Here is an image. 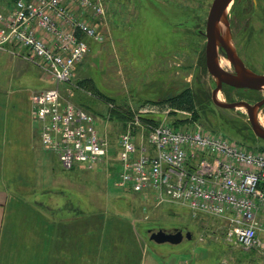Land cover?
Returning <instances> with one entry per match:
<instances>
[{
  "label": "rangeland",
  "instance_id": "rangeland-1",
  "mask_svg": "<svg viewBox=\"0 0 264 264\" xmlns=\"http://www.w3.org/2000/svg\"><path fill=\"white\" fill-rule=\"evenodd\" d=\"M101 1L106 17L89 18L98 24L106 39H88L91 51L78 64L72 84L62 89L66 99L96 118L100 134L110 143L108 155L93 169H86L83 163L71 169L57 164L56 173L69 176L73 187L43 194L30 191L29 228L23 232L29 244L14 246L12 254L6 247L3 255L7 260L12 258V264H138L140 259L141 264H264L260 248L246 250L228 240L229 225L224 218L194 215L177 202L160 200L154 194L145 197L116 185L120 175L119 135L133 116L146 119L147 114L141 112L145 107L169 109L168 122L177 123L179 128L199 124L247 145L264 146V140L252 131L245 108H222L212 99L215 80L206 66L205 31L213 0ZM13 3L14 0H0V10ZM183 16H188L185 18L189 21L182 22ZM231 23L238 52L245 57L251 53L264 57V23H257L263 34L252 42V29L250 25L246 27L245 19L235 24L232 17ZM6 62L3 67H13ZM21 66V74H27L23 82L29 90L54 85L32 62L23 61ZM90 81L96 91H80L81 85L89 89ZM186 88L193 95L194 107L182 113L166 98ZM263 94L229 88L220 93L222 100L252 103ZM110 102L113 108L108 106ZM259 116L264 124V108ZM140 135L138 145H145ZM52 156L57 163L51 152ZM64 179L56 181L63 183ZM160 229L189 231L192 238L184 237L179 244H158L150 239V231ZM42 239L45 245L39 244Z\"/></svg>",
  "mask_w": 264,
  "mask_h": 264
},
{
  "label": "built area",
  "instance_id": "built-area-1",
  "mask_svg": "<svg viewBox=\"0 0 264 264\" xmlns=\"http://www.w3.org/2000/svg\"><path fill=\"white\" fill-rule=\"evenodd\" d=\"M89 16L106 17L101 0H15L0 10V51L11 45L13 54L23 50L21 56L54 83L33 92L32 106L44 148L55 152L66 168L83 163L93 169L105 161L110 147L96 118L66 99L62 89L72 84L78 64L91 51L88 39H106ZM168 111L145 107L141 112L146 119L135 115L126 123L118 139L116 185L177 202L194 215L224 218L230 242L264 253V146L247 145L199 124L175 127L166 118ZM138 133L145 145H138Z\"/></svg>",
  "mask_w": 264,
  "mask_h": 264
},
{
  "label": "crops",
  "instance_id": "crops-1",
  "mask_svg": "<svg viewBox=\"0 0 264 264\" xmlns=\"http://www.w3.org/2000/svg\"><path fill=\"white\" fill-rule=\"evenodd\" d=\"M9 7L7 6L6 10ZM73 8L77 11L76 6ZM40 35L49 41L52 40L44 32H40ZM12 49L15 48L11 45L0 51V264L13 262L12 258L7 260L3 255L4 248H9V253L12 254L14 246L29 244L24 239L23 232L29 228L30 191H42L43 194L44 191H60L64 187L70 190V187H73L69 176L60 171L56 173L54 169L57 164L62 165L58 155L46 150L42 144L41 127L35 118L31 98L32 92L36 90L31 91L26 87L23 79L27 74H21V63L29 61L21 56L23 50H17V55L11 52ZM5 61L13 67H3L2 63ZM80 87L84 88L80 89L82 92L87 89L82 85ZM51 152L57 157V163L55 157H50ZM57 178L65 179L62 183L57 182ZM42 237L45 238L43 232ZM50 239H47L48 243H51ZM44 242L45 239H42L39 244Z\"/></svg>",
  "mask_w": 264,
  "mask_h": 264
},
{
  "label": "water",
  "instance_id": "water-1",
  "mask_svg": "<svg viewBox=\"0 0 264 264\" xmlns=\"http://www.w3.org/2000/svg\"><path fill=\"white\" fill-rule=\"evenodd\" d=\"M233 0H213L208 19L206 22L205 36L206 42V66L209 74L215 80L216 86L212 91L214 103L222 108L236 109L245 108L250 127L254 134L264 140V125L259 119V110L264 105V98L256 103L246 100L227 101L220 98L223 86L229 85L234 88H249L260 90L264 87V74H258L244 64L238 55L232 37L229 8ZM225 57L235 66V73L223 68L219 63V58ZM192 238V233L175 229L169 232L166 229L150 231V239L154 242L179 244L184 240Z\"/></svg>",
  "mask_w": 264,
  "mask_h": 264
},
{
  "label": "flooded vegetation",
  "instance_id": "flooded-vegetation-1",
  "mask_svg": "<svg viewBox=\"0 0 264 264\" xmlns=\"http://www.w3.org/2000/svg\"><path fill=\"white\" fill-rule=\"evenodd\" d=\"M230 7H231V10L229 12V18H230L231 32H232V24H233V23H231V18L233 17L235 24L237 21H242L243 19H245L246 27L248 28V25H250L252 30L249 31V33L251 35L249 40L251 42L253 41L254 38L257 37V35L261 36L263 34V29H259L257 27V23H264V0H233L230 4ZM209 11H210V9H209ZM208 15H209V13H208ZM208 15H207V19H208ZM185 17H188V16H183V18H185ZM199 20L200 19H193V20L190 19V21H199ZM185 21L187 22V21H189V19L185 18V19H183L182 22H185ZM257 31H259V32H257ZM232 37H233V33H232ZM257 39H259V38L257 37ZM247 41H248V38H247ZM237 52H238V49H237ZM224 54H226V53L224 51H222V57L226 58ZM238 55L240 56V58L242 59V61L246 65V67H248L249 69H251L252 71H254L258 74H264V57H257V55L254 53H251L247 57L242 56L239 52H238ZM225 69L232 72V73H235V66L231 62H230V67L229 68L227 67ZM215 86H216V83H215ZM228 88H229V90L231 89L232 91H236V90L245 91L246 90V91H250V92H252V91L253 92L254 91L264 92V87L260 90H254V89H249V88L248 89L247 88H234V87L226 85V84L223 86L222 92H226V90ZM262 98H264V94L254 103L260 101ZM227 101H230V100H227ZM250 103H252V102H250ZM263 108H264V105L260 108L259 115H260V112ZM259 119H260V116H259ZM171 231H174V230H170L169 232H171ZM184 235H185V233H184Z\"/></svg>",
  "mask_w": 264,
  "mask_h": 264
},
{
  "label": "trees",
  "instance_id": "trees-1",
  "mask_svg": "<svg viewBox=\"0 0 264 264\" xmlns=\"http://www.w3.org/2000/svg\"><path fill=\"white\" fill-rule=\"evenodd\" d=\"M78 35L83 37V35H81L80 33H78ZM88 87H89V89L87 88L88 90L96 91L95 87H93V85H92V81H90V83L88 84ZM96 95H98V94H96ZM166 101L169 102L173 107L176 106L177 109H180V110H186L187 111V110H190V109H192L194 107V98H193V95H192L191 91L188 88L184 89L182 92H180L176 96L166 98ZM117 111H118V113H122L123 117L125 116V112L124 111H121L119 109H117ZM199 119H201V117ZM228 121L229 120L227 119L226 122H228ZM176 124L177 123H173L172 125L175 126V127H179ZM212 131H215V130H212ZM215 132H219V131H215ZM240 142H242V141H240ZM140 263H141V259L138 261V264H140Z\"/></svg>",
  "mask_w": 264,
  "mask_h": 264
},
{
  "label": "bare ground",
  "instance_id": "bare-ground-1",
  "mask_svg": "<svg viewBox=\"0 0 264 264\" xmlns=\"http://www.w3.org/2000/svg\"><path fill=\"white\" fill-rule=\"evenodd\" d=\"M219 63L223 68L230 67V62L222 56L219 58ZM220 98H221V95H220ZM260 122L263 124V120L261 118H260Z\"/></svg>",
  "mask_w": 264,
  "mask_h": 264
}]
</instances>
